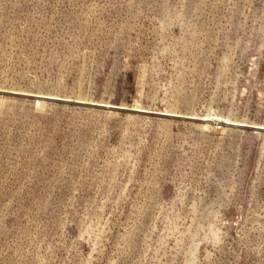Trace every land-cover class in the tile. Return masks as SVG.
Listing matches in <instances>:
<instances>
[{
  "label": "rangeland",
  "instance_id": "obj_1",
  "mask_svg": "<svg viewBox=\"0 0 264 264\" xmlns=\"http://www.w3.org/2000/svg\"><path fill=\"white\" fill-rule=\"evenodd\" d=\"M0 264H264V0H0Z\"/></svg>",
  "mask_w": 264,
  "mask_h": 264
}]
</instances>
